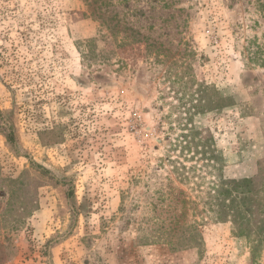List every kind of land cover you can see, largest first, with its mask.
Listing matches in <instances>:
<instances>
[{
	"label": "rangeland",
	"instance_id": "rangeland-1",
	"mask_svg": "<svg viewBox=\"0 0 264 264\" xmlns=\"http://www.w3.org/2000/svg\"><path fill=\"white\" fill-rule=\"evenodd\" d=\"M187 66L198 152L166 73ZM212 180L264 204V0H0V264H264Z\"/></svg>",
	"mask_w": 264,
	"mask_h": 264
},
{
	"label": "trees",
	"instance_id": "trees-1",
	"mask_svg": "<svg viewBox=\"0 0 264 264\" xmlns=\"http://www.w3.org/2000/svg\"><path fill=\"white\" fill-rule=\"evenodd\" d=\"M115 35V34H113ZM128 46H133L129 42L128 37H122L119 40L118 50L124 54V61L126 64V58L128 55ZM126 53V54H125ZM123 58L120 57V62L122 63ZM177 63V62H176ZM180 64H184V61H180ZM177 69L171 68L167 70V78L170 79L172 83V88L176 92L181 94V104L185 110L184 114L187 118L180 117L179 119H184L186 122H182V142L184 143L185 149L193 150L198 152L200 148H204L202 144V137L199 136V131L196 130L192 125L193 116L196 113H203L211 109L213 102L207 100V93L209 87L204 84H198L197 90L191 92L192 87L195 85L192 75L190 74V67H183L177 73ZM187 100V101H184ZM193 158V157H191ZM191 158H188L191 160ZM196 170L194 168H187L185 165L180 166L174 164L173 172L176 177L184 183L189 184L193 175L191 174ZM236 183L212 180L208 183L207 190H199L207 196L208 200L206 204L210 208V213L217 215L216 220L231 221L233 223V231L239 236H244L248 239L250 245V254L252 259L255 261L259 256H261L264 250V204L260 198V193L256 191L253 187H250L252 181L245 180L241 184H231ZM200 184V183H196ZM202 185V184H201ZM198 187H201L198 185ZM183 205L191 203V201L183 199ZM193 204V202H192ZM184 211H187L185 208ZM177 221H167L164 223L168 226H172V223ZM163 223L162 226H165ZM173 224V226H176Z\"/></svg>",
	"mask_w": 264,
	"mask_h": 264
}]
</instances>
